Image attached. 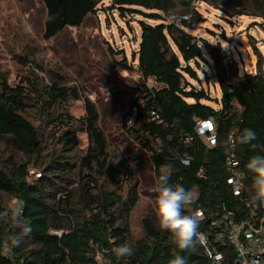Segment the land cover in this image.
I'll use <instances>...</instances> for the list:
<instances>
[{
	"label": "trees",
	"instance_id": "obj_1",
	"mask_svg": "<svg viewBox=\"0 0 264 264\" xmlns=\"http://www.w3.org/2000/svg\"><path fill=\"white\" fill-rule=\"evenodd\" d=\"M105 1L110 4L103 8H117L121 17L139 12L133 9L139 7L147 10L141 12L144 16L160 21H139L131 60L141 82L152 78L168 86L139 89L129 105L136 107L135 120L127 124L126 112L121 127L148 155L155 187L159 177L167 175L169 183L198 194L184 212H203L199 231L208 246L180 252L149 205L139 219V234L133 232L132 213L140 202L133 164L106 139L97 106L77 80L46 57L45 48L19 19L14 25L6 19L0 29L1 52L6 55H0H10L18 74L10 81L7 72L0 71V264H169L178 253L188 264H213L207 250L234 264V249L218 225L222 214L230 212L237 222H259L264 211L246 168L252 155L264 154V60L255 51L256 71L239 74L219 46L187 30L203 20L194 8L200 1L230 18H259L264 28V0H41V39L50 41L64 27L79 26ZM170 16L177 23L168 20ZM107 53L111 59L122 55L126 62L123 50L107 44ZM206 56L212 61L218 100L187 80H197L196 69L208 63ZM212 101L218 108L208 104ZM76 102L83 106L80 117L70 113ZM203 120L214 124L213 146L196 132V123ZM245 129L256 132V148L235 142ZM232 175L241 181L239 196L227 182ZM125 243L135 254L118 258L113 250Z\"/></svg>",
	"mask_w": 264,
	"mask_h": 264
},
{
	"label": "rangeland",
	"instance_id": "obj_2",
	"mask_svg": "<svg viewBox=\"0 0 264 264\" xmlns=\"http://www.w3.org/2000/svg\"><path fill=\"white\" fill-rule=\"evenodd\" d=\"M109 4L105 1L95 15H87L79 26L64 27L55 38L46 42L41 39L45 15L41 0H0V29L6 24V19L13 25L19 19L35 43L45 48L46 57L62 65L96 104L98 123L106 139L120 147L136 170L140 202L132 213V223L133 232L138 235V222L145 208L149 205L156 211L155 179L148 155L133 139L126 136L121 127V119L142 87L134 69L135 63L131 60L132 51L137 49L139 21L150 25L160 21L144 16L142 13H148L147 10L139 7L133 9L140 13L121 17L117 8H103ZM194 8L203 20L187 32L211 46H219L221 53L226 56L225 61L233 60L236 63L239 74L254 73L257 59L255 51L264 60V28L259 25L261 20L248 16L230 18L201 1L195 3ZM107 44L114 50H123L126 62L122 63V55L111 59L107 53ZM1 50L0 35V54L6 55ZM207 59L208 63H201L200 68L196 69L197 80L188 76L187 80L197 89L206 91L212 100H218L220 93L212 61ZM0 71H6L10 81L18 74L10 55H0ZM158 85L168 86L166 83ZM208 104L218 108L213 101ZM70 113L75 117L82 116V103H73ZM79 142L85 146L83 135L79 136ZM10 204L15 207L14 201Z\"/></svg>",
	"mask_w": 264,
	"mask_h": 264
},
{
	"label": "clouds",
	"instance_id": "obj_3",
	"mask_svg": "<svg viewBox=\"0 0 264 264\" xmlns=\"http://www.w3.org/2000/svg\"><path fill=\"white\" fill-rule=\"evenodd\" d=\"M256 140V132L253 129H245L236 137L235 142L256 148L257 145L253 143ZM246 168L254 178L256 199L264 201V154L252 155L247 161ZM155 192L157 193L155 204L159 227L171 235L173 243L180 252H187L195 249L197 245H204L206 237L199 231L200 224L204 220L203 212L194 211L191 214L184 212L186 206L196 202L198 194L180 184L169 183L167 175L159 177ZM113 251L121 259L135 254L134 248L127 243L121 244ZM215 259L219 261L222 257L218 254ZM169 264H188V261L184 255L178 253L169 261Z\"/></svg>",
	"mask_w": 264,
	"mask_h": 264
},
{
	"label": "built area",
	"instance_id": "obj_4",
	"mask_svg": "<svg viewBox=\"0 0 264 264\" xmlns=\"http://www.w3.org/2000/svg\"><path fill=\"white\" fill-rule=\"evenodd\" d=\"M185 17L184 19H186ZM173 23H177L178 19L170 16L168 18ZM142 87L152 90L158 89L160 86L156 80L150 78L146 82H141ZM140 87L139 89H141ZM137 114L136 107L130 106L127 114L125 115V122L132 124ZM151 116L157 118L154 112H151ZM214 124L212 120H203L196 123V132L199 136H203L208 146H213L215 143ZM188 142V139H186ZM184 164L188 163V159L183 160ZM236 162H232V166H235ZM228 184L231 186L234 196H239L241 191V181L236 175H232L228 179ZM218 225L221 226L224 239L234 249L236 258L234 264H264V211L259 222L254 220L234 221L230 212H224L221 216ZM205 248L208 246L206 243L203 245ZM220 255L222 259L217 261L215 258ZM207 256L212 259L213 264H228L224 261L221 253L213 250H207Z\"/></svg>",
	"mask_w": 264,
	"mask_h": 264
},
{
	"label": "water",
	"instance_id": "obj_5",
	"mask_svg": "<svg viewBox=\"0 0 264 264\" xmlns=\"http://www.w3.org/2000/svg\"><path fill=\"white\" fill-rule=\"evenodd\" d=\"M195 122H197V121H195Z\"/></svg>",
	"mask_w": 264,
	"mask_h": 264
}]
</instances>
